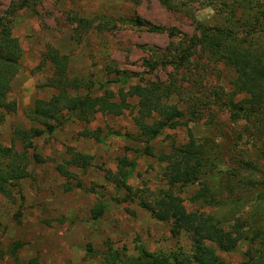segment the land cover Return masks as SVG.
I'll use <instances>...</instances> for the list:
<instances>
[{
  "label": "rangeland",
  "instance_id": "obj_1",
  "mask_svg": "<svg viewBox=\"0 0 264 264\" xmlns=\"http://www.w3.org/2000/svg\"><path fill=\"white\" fill-rule=\"evenodd\" d=\"M0 17L21 48L7 94L15 110L4 111L0 146L23 153L28 162V175L0 194V264H101L106 252L151 263L144 250L165 254L170 264H196L187 262L192 243L184 232L173 237L168 223L135 202L115 201L124 191L110 183L108 171L115 172L118 159L125 158L133 164L127 183L148 191L168 188L170 174L158 154L192 141L208 162L199 180L173 188L181 205L213 216L215 229L230 233L224 241L241 227L242 238L228 251L210 244L223 264H253L264 257L259 106L249 108L251 117H234L246 96L235 93L239 73L202 35L206 28L230 30L264 62V0H0ZM73 17L92 22L80 43L72 39ZM48 45L67 56L70 74L95 83L73 95L109 91L117 100L121 89L130 109L98 113L91 124L64 110L47 131L29 112L54 91L42 86L54 70L42 62ZM132 86L155 88L162 102L181 113V125L166 126L150 140L142 136L134 123L139 98L130 94ZM95 128L101 140L80 134ZM17 129L30 131L29 141L18 138ZM75 152L88 156L90 165H66L72 174L66 179L56 166ZM201 190L207 196L194 199ZM98 202L105 210L94 219ZM88 245L96 256L87 255Z\"/></svg>",
  "mask_w": 264,
  "mask_h": 264
},
{
  "label": "trees",
  "instance_id": "obj_2",
  "mask_svg": "<svg viewBox=\"0 0 264 264\" xmlns=\"http://www.w3.org/2000/svg\"><path fill=\"white\" fill-rule=\"evenodd\" d=\"M3 20L0 17V123L4 120V111L15 110V104L7 100V94L10 90V81L18 72V61L21 56L19 42L12 35L11 27ZM135 22L136 24L139 23L138 20ZM72 24L74 25L72 39L80 43L83 36L92 27V22L85 18L73 17ZM211 31L207 28L202 30L206 45L217 49L218 55L225 63L239 73L238 82L235 83V93L246 95L244 100L240 102V107L236 108L232 114L237 118L240 116L242 118L251 117L249 108L259 106L258 113L261 123L259 122L258 128L259 131H263L264 62L249 48L244 47L240 41L232 38L230 30L215 29ZM42 62H51L54 67L52 76L48 77L42 84V86L50 87L54 91L48 99L36 100L29 116L43 125L47 131L51 132L54 129L52 120H55L57 115L64 110L72 114L77 120L91 124L98 113L120 115L124 110L130 109V106L125 103L124 92L121 89L118 92L117 100L109 91H105L104 96L73 95L71 91L76 92L82 88L89 89L95 83L86 82L82 77L70 74L67 69V56L61 54L56 48L48 45L47 50L43 53ZM130 94L139 98V109L134 115V123L139 126L141 135L148 140L158 135L161 129L166 126L175 128L181 125V121L177 119L181 113L172 109V105L166 104L165 101L162 102L161 96L155 88L132 86ZM163 108H165L164 111H162ZM148 119H151V122H148ZM92 130L87 132L88 129H85L80 134L87 137L90 135V138L97 141L101 140L102 131L99 128ZM35 132L37 131L35 130ZM29 133L30 131L23 129L16 130V135L22 140L29 141ZM148 140L145 142L147 143ZM199 146L192 141L188 145L173 146L168 153L160 152L158 154L159 161H164L170 174L167 178L168 188L159 187L152 189L153 191H148V188L133 187L127 183V176L133 172V164L125 158L118 159V167L115 172L108 170L111 175L110 183L115 185L118 190L123 189L124 191V195L120 198L116 197L115 201L135 202L140 208L150 212L156 220L168 223L173 237L178 236L181 232L189 237L192 243V251L190 253L191 259L186 258L188 263L223 264L210 244L216 243L218 249L228 251L236 245L238 242L236 239L242 238L239 233L241 227H236V235L233 238L224 241V237L230 233H221L218 228L215 229L213 216L202 211H186L181 205V198L173 192L175 186H184L192 180L197 181L202 175V170L207 166L208 161L203 156ZM145 148V150L149 149L147 144ZM148 153L152 154V152ZM262 155L264 157V151ZM72 164L85 168L90 165V158L75 152L64 164H58L56 169L62 176L69 179L72 178V174H68L70 171L66 165L71 166ZM27 165L28 162L23 153H17L10 147L0 146V194L9 193L11 182L28 175ZM206 196L207 194L201 190L194 199H201ZM211 197L209 196V198ZM205 203L212 202L205 200ZM104 210L105 205L98 202L91 210L93 218L98 219ZM236 225L239 226V223ZM142 252L151 258V263L148 264H170L167 261V256L161 252L156 254H147L145 250ZM86 253L91 258L97 255L91 245L87 246ZM100 257L101 264H144L141 261L121 259L114 252H106ZM263 259L264 257L253 264H264ZM34 260L36 262L37 258Z\"/></svg>",
  "mask_w": 264,
  "mask_h": 264
},
{
  "label": "crops",
  "instance_id": "obj_3",
  "mask_svg": "<svg viewBox=\"0 0 264 264\" xmlns=\"http://www.w3.org/2000/svg\"><path fill=\"white\" fill-rule=\"evenodd\" d=\"M49 89H50V88H49ZM51 90H52V89H51ZM52 91H53V90H52ZM52 94H53V93H52ZM52 94H51V95H52Z\"/></svg>",
  "mask_w": 264,
  "mask_h": 264
}]
</instances>
